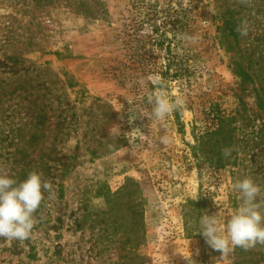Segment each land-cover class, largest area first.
Here are the masks:
<instances>
[{
  "label": "rangeland",
  "instance_id": "rangeland-1",
  "mask_svg": "<svg viewBox=\"0 0 264 264\" xmlns=\"http://www.w3.org/2000/svg\"><path fill=\"white\" fill-rule=\"evenodd\" d=\"M156 77L185 100L162 123ZM218 115L224 167L199 148ZM0 169L53 185L0 264H264L197 233L239 207L235 182L264 189V0H0Z\"/></svg>",
  "mask_w": 264,
  "mask_h": 264
},
{
  "label": "clouds",
  "instance_id": "clouds-1",
  "mask_svg": "<svg viewBox=\"0 0 264 264\" xmlns=\"http://www.w3.org/2000/svg\"><path fill=\"white\" fill-rule=\"evenodd\" d=\"M247 2V0H240ZM241 36L248 34L247 21L237 26ZM135 84L143 86L144 80L129 82V88ZM153 83L156 91L148 96V104L152 105L151 118L157 123L164 122L167 117L185 106L183 97L168 92L161 78L156 77ZM168 136H162L160 143L169 144ZM233 149H222V155L228 158ZM43 173L31 170L27 178L17 182L7 171L0 169V238L8 241H20L30 238L34 227L39 222L36 211L45 199L53 192V185L43 178ZM239 193V207L233 212L227 223L224 224L216 214L200 216L199 231L205 242L213 250L221 253V258H227L239 247L245 251L264 246V189L257 185L251 177H246L233 184ZM258 197L260 198L258 202Z\"/></svg>",
  "mask_w": 264,
  "mask_h": 264
},
{
  "label": "trees",
  "instance_id": "trees-1",
  "mask_svg": "<svg viewBox=\"0 0 264 264\" xmlns=\"http://www.w3.org/2000/svg\"><path fill=\"white\" fill-rule=\"evenodd\" d=\"M219 125L212 131H206L199 139V148L206 160L217 167H224L229 160L222 155V149L231 148L233 133L236 128H231L229 134L225 132L226 118L218 115ZM232 155V152H231ZM230 155V156H231ZM189 219H186V225L189 226Z\"/></svg>",
  "mask_w": 264,
  "mask_h": 264
}]
</instances>
